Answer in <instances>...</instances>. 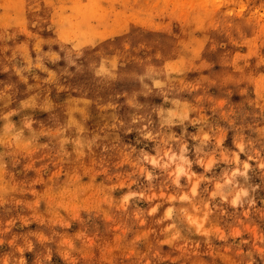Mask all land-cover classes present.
I'll list each match as a JSON object with an SVG mask.
<instances>
[{
    "label": "rangeland",
    "instance_id": "374dc122",
    "mask_svg": "<svg viewBox=\"0 0 264 264\" xmlns=\"http://www.w3.org/2000/svg\"><path fill=\"white\" fill-rule=\"evenodd\" d=\"M0 264H264V0H0Z\"/></svg>",
    "mask_w": 264,
    "mask_h": 264
}]
</instances>
